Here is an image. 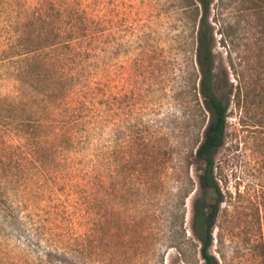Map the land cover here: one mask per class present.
Segmentation results:
<instances>
[{
    "label": "rangeland",
    "instance_id": "rangeland-1",
    "mask_svg": "<svg viewBox=\"0 0 264 264\" xmlns=\"http://www.w3.org/2000/svg\"><path fill=\"white\" fill-rule=\"evenodd\" d=\"M193 3L0 0V264H64L60 254L84 232L94 246L96 230L102 251L91 264H180L201 193L195 168L184 200L176 181L197 146ZM33 18L75 26L84 83L99 89L86 98L83 133H70L64 150L68 118L24 82L29 57H12ZM208 24L214 92L228 107L214 157L221 201L211 251L219 264H264V0H212Z\"/></svg>",
    "mask_w": 264,
    "mask_h": 264
},
{
    "label": "trees",
    "instance_id": "trees-1",
    "mask_svg": "<svg viewBox=\"0 0 264 264\" xmlns=\"http://www.w3.org/2000/svg\"><path fill=\"white\" fill-rule=\"evenodd\" d=\"M212 0H195L197 22V39L195 58L198 66V89L193 85V97L199 107L197 146L187 148L181 160V174L176 177L179 183L178 193L184 200L193 191V182L189 172L195 168L198 172L201 193L193 201L191 230L193 239H187L185 248H177L180 264H219L211 249L213 247V230L216 220V205L220 203L219 187L215 174L214 157L223 145L226 136L228 107L215 96V75L212 58L213 36L208 24L209 6ZM200 8V9H199ZM37 18L25 22L17 41L11 50L15 56H28L24 72V82L35 89L47 102L51 101L62 112L67 121L59 136V149L69 145L70 133L82 134L84 112L87 109L86 98L89 93L96 96L98 88L85 84L90 76L86 66L81 45L84 39L76 36V28L70 24L68 29L60 23L42 22L36 26ZM264 33V32H263ZM94 92H96L94 94ZM102 116L101 108L97 110V128ZM205 127V128H204ZM204 128L202 138L200 131ZM69 136V138H68ZM159 152L152 153L157 161ZM73 188V184L70 185ZM101 230V229H99ZM101 232L94 233V246L88 243L90 233H82L75 250L69 255L60 254L64 264H91V256H99ZM187 252L194 257L189 260ZM66 256V257H65Z\"/></svg>",
    "mask_w": 264,
    "mask_h": 264
}]
</instances>
